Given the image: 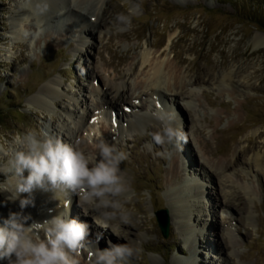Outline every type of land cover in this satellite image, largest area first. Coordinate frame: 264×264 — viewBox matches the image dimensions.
Wrapping results in <instances>:
<instances>
[{
  "label": "rangeland",
  "instance_id": "obj_1",
  "mask_svg": "<svg viewBox=\"0 0 264 264\" xmlns=\"http://www.w3.org/2000/svg\"><path fill=\"white\" fill-rule=\"evenodd\" d=\"M23 2L0 0L3 147L27 130L43 129L69 142L68 128L83 116V141L78 140L79 133L73 137L79 148L88 149L86 155L95 156L96 144L104 140L127 156L121 168L131 198L123 202L124 208L135 213L145 228L133 234L134 246L141 252L130 264H264V46L252 45L255 33L264 36V0H101L99 26L92 27L83 12L64 8L46 12L38 29L31 17L17 14ZM95 4L96 0H89L85 10ZM120 16L125 19L119 20ZM15 17L22 19L16 23L20 40L11 34ZM144 50L163 51L161 60L173 57L185 82L198 79L188 88L194 95L193 107L175 99L181 111L174 115V123L182 139L171 145L153 140L152 133L159 128L150 113L161 111L157 104L161 98L173 101L174 96L160 90L159 99L127 100L135 109L144 106L142 113L151 119L130 132L125 124L132 106L116 111L101 105L104 93L107 99L114 97L112 84L126 87L139 76L138 59ZM114 68L121 72L119 78ZM223 74H229L230 80L219 83ZM46 87L58 93L54 106L31 103ZM222 166L226 168L220 173ZM16 178L9 157L0 152V190L11 192L9 186ZM186 182L197 184L202 194L187 205L186 219H174L167 205L168 191ZM196 190L191 187V194ZM4 198L0 191V201ZM69 198L64 212L71 203V215L87 219L96 239L101 233L98 225L107 228L110 221L103 215L105 210L93 218L77 196L71 193ZM162 210L169 218L166 238L154 216ZM102 234L100 249L110 241ZM92 244L71 253L77 264H92Z\"/></svg>",
  "mask_w": 264,
  "mask_h": 264
},
{
  "label": "clouds",
  "instance_id": "obj_2",
  "mask_svg": "<svg viewBox=\"0 0 264 264\" xmlns=\"http://www.w3.org/2000/svg\"><path fill=\"white\" fill-rule=\"evenodd\" d=\"M42 15L50 9V0H32L30 12ZM124 20L123 16L118 17ZM27 33L25 36L27 37ZM158 122L159 130L152 133L155 143L171 145L182 139L178 134L174 116L167 110L150 113ZM95 156L86 155L76 144L63 141L43 129L27 130L13 137L8 148L0 152L9 157L11 172L17 177L10 200H18L21 209L34 204L36 190L56 192L63 190L82 199L85 203L104 209L106 219H127L124 203L130 199L129 185L121 164L126 153L115 144L100 140ZM0 191H7L6 189ZM111 209V211H108ZM53 210L49 209V213ZM88 225L57 210L56 214L42 221L20 212H10L0 217V262L4 264H77L71 255L82 249ZM100 233L96 248L91 252L92 264H130L141 252L128 243L108 241L100 249Z\"/></svg>",
  "mask_w": 264,
  "mask_h": 264
},
{
  "label": "bare ground",
  "instance_id": "obj_3",
  "mask_svg": "<svg viewBox=\"0 0 264 264\" xmlns=\"http://www.w3.org/2000/svg\"><path fill=\"white\" fill-rule=\"evenodd\" d=\"M88 1L89 0H50V9L47 11V13L48 14H54L58 10H61V9L64 10V8H66L68 11H71V10H75L78 12L81 11L86 16H89L88 22H90L92 24V27L99 26V25H101V23L103 21L101 19V17H102V12H101L102 10L101 9L102 8H101V6H98V4L101 0H96V4L93 5L91 7V9L89 10L90 12L92 11L91 13L89 11H86L85 10L86 8L84 7V4H86ZM31 8H32V0H24L23 4L18 6L17 14L19 16L22 15L23 16L22 19H27V18L31 17L32 21H34V23L37 27L36 29H38V28H40V25H41L40 22L42 21L44 15H46V14L45 13L42 15L35 14L34 9L32 12L29 11V9H31ZM22 19H16V17L11 19L12 24H13V29L11 31V34L14 35L15 39L17 38L19 40L22 37L21 28H20V25H17L16 23L19 24L20 20H22ZM14 24H16V25H14ZM81 32L85 36L91 35L89 33V31H87V30H81ZM252 45L254 48H260V47L264 46V36L261 33H255L254 37L252 38ZM169 47H170V40L168 41V43L165 47V52H166V50H169ZM163 53H164L163 51H158V53L151 54L146 50L142 51L140 53V56L138 59L139 60L138 64H139V67L141 70L139 76L136 77V79L133 81L132 84H127L126 87H123L120 85L118 86L116 84H112L111 88H112V93L114 94V97L107 99V94L104 93V96H106L105 97L106 100L104 101V103L102 102L101 105H108L107 107L110 110L114 109V108L116 111L125 110L126 109L125 106H127V104L132 106L130 104V102H128L127 100H131V99L136 100L137 98H139V97L141 98L143 96H147L150 98H152V96H153V98L158 97V99H159L160 95H161L159 92L161 90L163 92L168 93V95L170 94L171 96H174L173 101H171V100L168 101L165 99L163 101L162 98L160 101H158V102L156 101L157 104L159 103L162 105V107H161V105L158 104L161 107V111L168 108V111L171 112L173 114V116L176 113L180 114L181 108H179L177 106V104L175 103V99H179V98L181 101H184L186 103L187 107H193L194 106L193 103L195 101L193 99L194 95H193L192 91L188 90V88L196 86L195 84L198 82V79L193 80L192 83L185 82L184 76H182L181 72L176 70L175 65L177 63L173 60V57H171V59L167 57L165 60L159 59L160 57H162ZM107 63L111 64L110 61H108ZM133 68L134 67H132V69ZM113 71H114V73H116L115 77H117V78H119V76L122 75L121 72L118 71L116 68H114ZM218 79H219V83H224V81L230 80V75L229 74H223V75L219 76ZM95 95L98 96V93H96ZM56 96H58V93L55 90H52V89L46 87L45 89L44 88L41 89L33 98H31L32 99L31 103L36 102L39 105H42L44 107L45 106H47V107L52 106L53 107L54 106L53 101H54V98ZM76 104L77 103H74L73 105L76 106ZM101 105L100 106L98 105V107H99L98 109H100L102 107ZM135 108H136V106H132V109H130L129 114H127L126 124H125V128H127L126 129L127 132H130L129 130H131V129H137L139 127L144 126V123L146 121H150L152 119V118L150 119L148 114L142 113V111H143L142 109H145L144 106L140 105V107H139L140 110L135 109ZM173 108H174V110H173ZM112 115H113V111H112ZM83 118H84L83 116L79 115L78 120H76V121H74V123H72L73 127L71 128V130L68 128V132H66V133H68L67 136L69 138V142H72V140L74 138L73 143L74 144L77 143V138L73 137L74 133L76 135L79 133L78 140L80 142L83 141L84 131H82L81 125H80ZM115 118L117 119L118 116H116ZM176 120H178V119H176ZM91 122H92V120H91ZM117 123L119 124L118 121H117ZM76 126H77V128L75 130ZM88 126H90V125H88ZM92 126H93V128H91L92 130L96 128L95 124H92ZM117 128H118V126H117ZM121 129L122 128L120 127V130ZM86 132H87V136H89V134L91 133L90 131H86ZM104 133L106 136L108 135L107 132L104 131ZM0 146L3 147V144H1V142H0ZM80 149L84 153H87L88 149H82V148H80ZM203 165H204V163H203ZM225 168H226L225 166H222V168L220 169L222 171L220 173H222ZM209 169L212 170V171L210 170L212 173L213 172L215 173V174L213 173V175H217L216 170L212 169V166ZM172 174H175V172H173ZM223 177H224L223 175L222 176L218 175L217 178H219L220 180H224V179H222ZM192 185L197 189L196 190L197 193H195V194H191V192H192L191 187H193ZM14 187H15V185H10L9 190L13 191ZM168 193L169 194H168L167 205L171 211L170 214L172 215V217H174V219H186L188 217V216H186L187 205L188 206L191 205L189 203L194 202V199L197 200L198 197L202 194L200 192V188L197 184H190L188 182L181 183L180 185H178L176 187L175 190H169ZM9 195L10 194L8 192L4 191L5 198L3 201H0V216L1 217L6 218L10 212H20L21 213V211L24 210V211H27L26 213L28 215H30L33 219L38 220V221H42L46 218H49L50 214L51 215L56 214L57 210L64 211V208H65L64 203L67 202V198H69L71 196V193L60 190V191L56 192V197L58 199H53L52 198L53 197L52 192H44L41 190H36L33 193L34 204L31 206H28L24 209L20 208L18 200H15V201L10 200L8 198ZM61 201H62V204L59 203L60 204L59 205L57 202H61ZM79 201H80L79 205L81 206V208L88 209V211L86 212V213H88V215H90L93 218L100 216V214H101L100 208L87 206L86 203L82 199H80ZM70 204L68 207V211L71 212L72 207ZM49 209H52L53 211L51 213H49ZM108 211H111V209H109ZM83 215L87 216L85 214H83ZM71 216L73 218L76 217L73 215H71ZM78 220L83 221V222L86 221V222L90 223L89 221H87V219L86 220L84 219L85 220L84 221L83 219H81V217ZM137 220L138 219H136L135 213L132 214V213L128 212L126 220L121 219L119 217V215H117L116 218H113L109 221L107 228L104 225H98V228H99V231H101V233L103 232L104 235L109 237V240L112 241L113 243H128V244L134 246L135 241H136V237H134L133 234L139 232L142 229H145L144 225L142 224L143 223L142 220H140L141 224H139L140 222H138ZM87 225H88L89 234H88V236H86L83 244L90 245L94 241H96V239H95V237L92 238V233H94L93 232L94 227L92 228L89 224H87ZM185 232H186L185 234H187L188 230H185ZM189 235H191L190 232H189ZM131 236H133V237H131ZM96 246H97L96 244L95 245L92 244L91 251H94Z\"/></svg>",
  "mask_w": 264,
  "mask_h": 264
},
{
  "label": "water",
  "instance_id": "obj_4",
  "mask_svg": "<svg viewBox=\"0 0 264 264\" xmlns=\"http://www.w3.org/2000/svg\"><path fill=\"white\" fill-rule=\"evenodd\" d=\"M158 228L163 238H166L169 232V218L167 215V211H156L154 213Z\"/></svg>",
  "mask_w": 264,
  "mask_h": 264
},
{
  "label": "trees",
  "instance_id": "obj_5",
  "mask_svg": "<svg viewBox=\"0 0 264 264\" xmlns=\"http://www.w3.org/2000/svg\"><path fill=\"white\" fill-rule=\"evenodd\" d=\"M264 10V9H263ZM253 11H255V8H253ZM253 22H254V20H253Z\"/></svg>",
  "mask_w": 264,
  "mask_h": 264
}]
</instances>
